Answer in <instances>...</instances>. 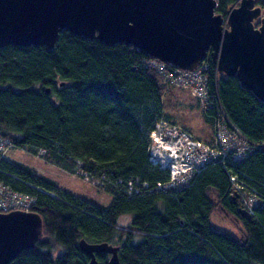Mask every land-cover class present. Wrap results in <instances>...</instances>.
Wrapping results in <instances>:
<instances>
[{
  "label": "trees",
  "instance_id": "16d2710c",
  "mask_svg": "<svg viewBox=\"0 0 264 264\" xmlns=\"http://www.w3.org/2000/svg\"><path fill=\"white\" fill-rule=\"evenodd\" d=\"M236 1L216 0L215 12L226 16ZM150 59L131 45L67 30L51 49L0 46V137L111 195L97 204L0 156V180L35 197L30 209L43 227L35 245L9 264H87L81 238L116 246L120 264H264V146L237 161L208 162L187 182L158 189L168 170L150 160L148 131L158 118L175 123L162 103L173 84ZM202 61L210 99L244 138L260 142L264 97L237 73L219 70L208 53ZM202 111L213 130L216 109ZM230 175L257 199L251 213L234 196ZM216 208L239 222V237L214 227ZM122 213L131 215L125 224L117 221ZM109 255L95 252L99 264Z\"/></svg>",
  "mask_w": 264,
  "mask_h": 264
},
{
  "label": "water",
  "instance_id": "95a60500",
  "mask_svg": "<svg viewBox=\"0 0 264 264\" xmlns=\"http://www.w3.org/2000/svg\"><path fill=\"white\" fill-rule=\"evenodd\" d=\"M216 0H0V46H54L58 33L125 43L171 66L192 70L207 55L219 70L235 72L264 97V25L252 0L230 6L224 18ZM228 27H227V26ZM62 84V82H60ZM237 194L234 193V196ZM43 235L35 211L0 212V264H9ZM87 264L107 252V264H120L117 247L79 239Z\"/></svg>",
  "mask_w": 264,
  "mask_h": 264
},
{
  "label": "built area",
  "instance_id": "2783aa9c",
  "mask_svg": "<svg viewBox=\"0 0 264 264\" xmlns=\"http://www.w3.org/2000/svg\"><path fill=\"white\" fill-rule=\"evenodd\" d=\"M147 64L164 73L173 85L193 86L202 109L215 108L217 111L211 143L202 141L176 123L164 118L156 119L153 127L148 131L149 158L161 168L168 170V180L157 182L158 189L166 191L187 182L208 162L225 158L237 161L243 159L257 146H264V135L260 142H252L243 139L244 137L236 138L240 134L237 127L223 116L218 105L209 97L205 62L200 61L192 70L177 68L156 58L150 59ZM7 145L6 139L0 137V150L8 147ZM229 178L232 188L240 194L242 207L251 213L253 207L258 204L257 199L244 191L234 175H230ZM34 199L33 195L14 190L0 180V212L15 209L30 211Z\"/></svg>",
  "mask_w": 264,
  "mask_h": 264
},
{
  "label": "rangeland",
  "instance_id": "374dc122",
  "mask_svg": "<svg viewBox=\"0 0 264 264\" xmlns=\"http://www.w3.org/2000/svg\"><path fill=\"white\" fill-rule=\"evenodd\" d=\"M237 3L239 4V0L236 1ZM258 6L262 12L253 19L255 28L264 25V6ZM241 81L244 82V79L241 78ZM193 89L194 87L190 85L186 87L172 85L170 94H166L162 99L163 112L170 116L180 127L186 128L195 137L206 142L210 138L213 139V131L204 119L202 106ZM237 131L240 133L238 129ZM240 135H237L236 138H243ZM0 156L7 160L28 165L34 168L38 175L52 181L57 187L66 189L97 204L106 205L111 199L109 193L95 186L93 182H89L77 173H71L52 162L46 161L41 156L40 151L33 152L24 146L11 145L1 149ZM233 193H237L235 197L241 201L239 192ZM130 216V213H122L118 216L117 221L119 224H125L130 220ZM210 221L214 227L220 230L228 231L238 237L241 235L239 222L221 208H216L212 212Z\"/></svg>",
  "mask_w": 264,
  "mask_h": 264
},
{
  "label": "flooded vegetation",
  "instance_id": "af4514ba",
  "mask_svg": "<svg viewBox=\"0 0 264 264\" xmlns=\"http://www.w3.org/2000/svg\"><path fill=\"white\" fill-rule=\"evenodd\" d=\"M239 1H240V0H239ZM232 5H234V6L236 7V6H238L239 4H238V3L236 4V2H235V3H233ZM232 5H231V6H232ZM254 7H259V6H256V5L253 4L252 8H254ZM229 8H230V7H229ZM259 8H260V7H259ZM260 12H262L261 9H260ZM259 14H260V13H259ZM223 17L225 18L226 16H223ZM256 17H257V15H256L255 17H253L252 20L250 21V24L253 26V28H255V24H253V19L256 18ZM260 20H261V19H260ZM257 27H259V26H257Z\"/></svg>",
  "mask_w": 264,
  "mask_h": 264
},
{
  "label": "bare ground",
  "instance_id": "6f19581e",
  "mask_svg": "<svg viewBox=\"0 0 264 264\" xmlns=\"http://www.w3.org/2000/svg\"><path fill=\"white\" fill-rule=\"evenodd\" d=\"M191 132V131H190Z\"/></svg>",
  "mask_w": 264,
  "mask_h": 264
}]
</instances>
